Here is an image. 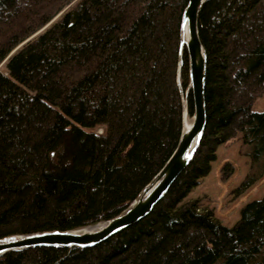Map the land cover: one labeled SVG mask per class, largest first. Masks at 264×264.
I'll use <instances>...</instances> for the list:
<instances>
[{"label": "trees", "instance_id": "16d2710c", "mask_svg": "<svg viewBox=\"0 0 264 264\" xmlns=\"http://www.w3.org/2000/svg\"><path fill=\"white\" fill-rule=\"evenodd\" d=\"M186 2L0 0V237L106 220L159 170L180 132ZM198 32L204 132L165 195L94 246H38L0 264H264V196L231 227L188 197L217 147L237 140L248 168L231 199L264 175V110H252L264 93V0H206ZM232 173L224 163L220 180Z\"/></svg>", "mask_w": 264, "mask_h": 264}, {"label": "water", "instance_id": "95a60500", "mask_svg": "<svg viewBox=\"0 0 264 264\" xmlns=\"http://www.w3.org/2000/svg\"><path fill=\"white\" fill-rule=\"evenodd\" d=\"M205 1L187 0L181 12L175 70L180 99V132L175 147L159 170L116 215L73 229L44 230L0 237V256L38 246H94L144 218L165 195L172 182L191 161L204 132L206 52L199 38L198 14ZM183 51L186 54L188 77L185 88L181 84ZM186 117L190 119V123L184 128L183 120Z\"/></svg>", "mask_w": 264, "mask_h": 264}, {"label": "rangeland", "instance_id": "374dc122", "mask_svg": "<svg viewBox=\"0 0 264 264\" xmlns=\"http://www.w3.org/2000/svg\"><path fill=\"white\" fill-rule=\"evenodd\" d=\"M252 110H264V93L254 101ZM240 144L241 142L237 140L231 144L219 146L216 159L211 162L210 172L188 194V197L200 198L201 205L211 208L220 222L227 227H231L239 219V211L244 204L264 196L263 175L241 196L235 200L231 199L230 190L240 182L248 168V159L242 155L244 149ZM227 162L233 166V173L222 182L220 168Z\"/></svg>", "mask_w": 264, "mask_h": 264}, {"label": "bare ground", "instance_id": "6f19581e", "mask_svg": "<svg viewBox=\"0 0 264 264\" xmlns=\"http://www.w3.org/2000/svg\"><path fill=\"white\" fill-rule=\"evenodd\" d=\"M183 122H184V128H187V126L190 123V119L188 117H186V118H184Z\"/></svg>", "mask_w": 264, "mask_h": 264}, {"label": "crops", "instance_id": "0c3cea01", "mask_svg": "<svg viewBox=\"0 0 264 264\" xmlns=\"http://www.w3.org/2000/svg\"><path fill=\"white\" fill-rule=\"evenodd\" d=\"M218 147H219V146H218ZM218 147H217V149H218ZM216 151H217V150H216ZM203 178H204V177H203ZM201 181H202V179H201V180H199V183H200ZM197 186H198V185H197ZM194 188H195V187H194ZM194 188H193V189H194ZM193 189H192V190H193Z\"/></svg>", "mask_w": 264, "mask_h": 264}]
</instances>
